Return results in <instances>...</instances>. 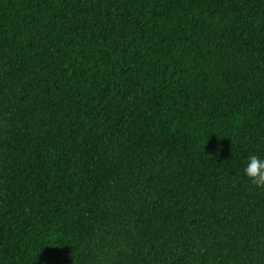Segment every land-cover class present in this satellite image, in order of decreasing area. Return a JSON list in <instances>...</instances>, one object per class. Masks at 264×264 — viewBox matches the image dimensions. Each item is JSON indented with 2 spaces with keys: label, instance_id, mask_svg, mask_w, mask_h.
Returning a JSON list of instances; mask_svg holds the SVG:
<instances>
[{
  "label": "trees",
  "instance_id": "obj_1",
  "mask_svg": "<svg viewBox=\"0 0 264 264\" xmlns=\"http://www.w3.org/2000/svg\"><path fill=\"white\" fill-rule=\"evenodd\" d=\"M251 155L264 0H0V264H264Z\"/></svg>",
  "mask_w": 264,
  "mask_h": 264
},
{
  "label": "clouds",
  "instance_id": "obj_2",
  "mask_svg": "<svg viewBox=\"0 0 264 264\" xmlns=\"http://www.w3.org/2000/svg\"><path fill=\"white\" fill-rule=\"evenodd\" d=\"M210 156H219V148ZM243 174L255 189H264V159L257 155L249 156Z\"/></svg>",
  "mask_w": 264,
  "mask_h": 264
}]
</instances>
